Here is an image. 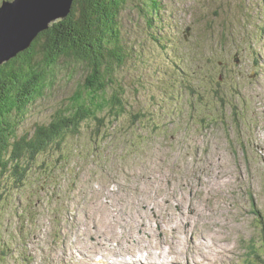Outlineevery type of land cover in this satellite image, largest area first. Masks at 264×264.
<instances>
[{
  "label": "rangeland",
  "instance_id": "374dc122",
  "mask_svg": "<svg viewBox=\"0 0 264 264\" xmlns=\"http://www.w3.org/2000/svg\"><path fill=\"white\" fill-rule=\"evenodd\" d=\"M139 1L117 19L122 115L84 122L23 186L0 176V264H264V0ZM72 64L20 134L72 106L86 78ZM86 213L107 217L82 231Z\"/></svg>",
  "mask_w": 264,
  "mask_h": 264
},
{
  "label": "trees",
  "instance_id": "16d2710c",
  "mask_svg": "<svg viewBox=\"0 0 264 264\" xmlns=\"http://www.w3.org/2000/svg\"><path fill=\"white\" fill-rule=\"evenodd\" d=\"M3 1L10 0H0V6ZM127 1L75 0L66 19L40 33L28 50L0 65V176L9 175L18 187L23 186L31 165L50 149H61L66 137L79 133L84 122L100 120L105 110L114 117L125 111L115 67L130 57L117 22ZM139 2L147 13L161 1ZM65 61L86 72L72 106L56 112L49 123L37 125L32 135L20 134L29 107L45 97ZM112 85L119 91L107 98Z\"/></svg>",
  "mask_w": 264,
  "mask_h": 264
},
{
  "label": "water",
  "instance_id": "95a60500",
  "mask_svg": "<svg viewBox=\"0 0 264 264\" xmlns=\"http://www.w3.org/2000/svg\"><path fill=\"white\" fill-rule=\"evenodd\" d=\"M74 1H3L0 6V65L28 50L40 33L66 19Z\"/></svg>",
  "mask_w": 264,
  "mask_h": 264
},
{
  "label": "bare ground",
  "instance_id": "6f19581e",
  "mask_svg": "<svg viewBox=\"0 0 264 264\" xmlns=\"http://www.w3.org/2000/svg\"><path fill=\"white\" fill-rule=\"evenodd\" d=\"M202 168V167H201ZM206 172H207V170H206ZM205 173V172H204ZM202 179V178H201ZM200 181V180H199ZM191 182V181H190ZM201 182V181H200ZM204 182V181H203ZM188 183V182H187ZM195 189V188H194ZM200 189V188H199ZM200 191V190H199ZM196 192V191H195ZM241 192V191H240ZM202 193V192H201ZM242 194V193H241ZM193 195V194H192ZM194 196H195V194H194ZM197 198V197H196ZM226 225V224H225Z\"/></svg>",
  "mask_w": 264,
  "mask_h": 264
}]
</instances>
